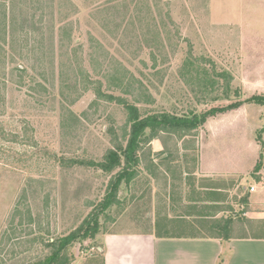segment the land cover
Here are the masks:
<instances>
[{
  "label": "rangeland",
  "instance_id": "rangeland-1",
  "mask_svg": "<svg viewBox=\"0 0 264 264\" xmlns=\"http://www.w3.org/2000/svg\"><path fill=\"white\" fill-rule=\"evenodd\" d=\"M198 68L209 80L231 74L232 101L264 99V0H0V264L45 259L49 243L78 228L105 197L111 175L61 165L101 161L113 146L109 129L122 132L126 111L98 99L92 81L143 111L226 106L222 89L203 93ZM263 130L264 104L254 100L182 137L148 131L139 175L121 184L120 204L98 214L96 237L69 248L67 264L98 260L102 233L154 229L167 208L166 216L181 214L173 207L181 174L200 155L223 168L250 166L251 153L264 155Z\"/></svg>",
  "mask_w": 264,
  "mask_h": 264
},
{
  "label": "crops",
  "instance_id": "crops-1",
  "mask_svg": "<svg viewBox=\"0 0 264 264\" xmlns=\"http://www.w3.org/2000/svg\"><path fill=\"white\" fill-rule=\"evenodd\" d=\"M258 152L251 153L250 166L242 161L240 171L200 155L198 166L179 179L182 187L173 207L181 214L166 216L165 212H171L167 208L161 213L165 218L159 215L156 220L157 227L183 222L187 231L151 227L102 233L97 238L101 256L88 264H264V155ZM226 220L231 221L229 239H223L220 228Z\"/></svg>",
  "mask_w": 264,
  "mask_h": 264
},
{
  "label": "trees",
  "instance_id": "trees-1",
  "mask_svg": "<svg viewBox=\"0 0 264 264\" xmlns=\"http://www.w3.org/2000/svg\"><path fill=\"white\" fill-rule=\"evenodd\" d=\"M4 18H6V15ZM3 28H7L6 25ZM189 56L191 57L192 55ZM195 63L196 60H191L188 66ZM21 67L23 68L24 66ZM197 71H199L198 75L202 72L205 77L201 78L203 93L208 92L207 89H211V91L216 88L222 89V98L229 101L226 106L211 108L200 113L197 111H191L190 113L183 115L168 111H143L127 97L102 90L103 85L100 81L91 82V84L96 85L94 90L98 99L116 103L123 107L127 113L126 121L120 127L122 130L121 134H118L113 127L109 129V132L112 135L111 141L113 146L107 149L101 161H62L61 165H73L77 162L81 165H87L91 168L102 170L107 175H111V180L109 181L105 197L101 200L96 210H94L95 212L88 216L78 228L64 236V238L59 241L53 240V242H50L49 245L53 249L52 253L45 259L37 261L36 264H67L72 258V256L69 255V248L76 241L96 237L100 232L98 214L109 209L114 204H120L118 193L121 184L131 183V181L139 175V152L141 149V143L144 139L149 137V135L154 137L159 132H168L182 137L202 127L210 117H215L218 114L232 111L241 106L245 101L252 102L255 100L256 102L264 104V99L257 96L239 102L232 101L234 100L232 97L233 95L231 94V82L233 76L227 71L217 72L215 78H210V80L207 76L206 70L202 69L200 72L198 68ZM188 72H191V70ZM199 77L200 76H197V78ZM207 79L209 80L208 83L206 82ZM221 79L222 82H219ZM118 87L121 86H110V89ZM218 99L220 98L216 96L213 98V101ZM148 131L150 132L149 135ZM230 224L231 221L226 220L224 225L220 227L224 236L223 239L230 238Z\"/></svg>",
  "mask_w": 264,
  "mask_h": 264
},
{
  "label": "built area",
  "instance_id": "built-area-1",
  "mask_svg": "<svg viewBox=\"0 0 264 264\" xmlns=\"http://www.w3.org/2000/svg\"><path fill=\"white\" fill-rule=\"evenodd\" d=\"M251 189L253 190L254 188L252 187Z\"/></svg>",
  "mask_w": 264,
  "mask_h": 264
}]
</instances>
